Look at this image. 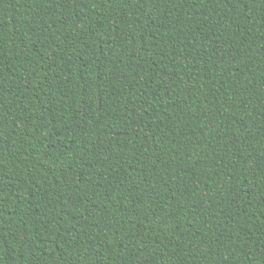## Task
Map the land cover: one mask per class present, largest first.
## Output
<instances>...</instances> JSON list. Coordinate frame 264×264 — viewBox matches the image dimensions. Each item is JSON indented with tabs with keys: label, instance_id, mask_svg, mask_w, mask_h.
Here are the masks:
<instances>
[{
	"label": "trees",
	"instance_id": "trees-1",
	"mask_svg": "<svg viewBox=\"0 0 264 264\" xmlns=\"http://www.w3.org/2000/svg\"><path fill=\"white\" fill-rule=\"evenodd\" d=\"M0 264H264V0H0Z\"/></svg>",
	"mask_w": 264,
	"mask_h": 264
}]
</instances>
